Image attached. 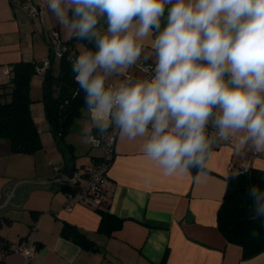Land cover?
I'll list each match as a JSON object with an SVG mask.
<instances>
[{
  "label": "clouds",
  "instance_id": "clouds-1",
  "mask_svg": "<svg viewBox=\"0 0 264 264\" xmlns=\"http://www.w3.org/2000/svg\"><path fill=\"white\" fill-rule=\"evenodd\" d=\"M46 2L69 39L91 45L69 58L92 125L84 143L137 142L165 176L203 172L218 144L264 152V0ZM138 62L146 75L125 76ZM248 197L264 225V189Z\"/></svg>",
  "mask_w": 264,
  "mask_h": 264
},
{
  "label": "crops",
  "instance_id": "crops-1",
  "mask_svg": "<svg viewBox=\"0 0 264 264\" xmlns=\"http://www.w3.org/2000/svg\"><path fill=\"white\" fill-rule=\"evenodd\" d=\"M38 3L44 6L41 22L29 19L11 0H0V82L9 79L14 62L33 61L38 67L47 55L53 56L47 42L50 30L59 31V23L48 10L46 0L30 1ZM79 43L82 49L86 47ZM150 54V49L144 53ZM126 72L142 76L137 66ZM121 79L123 76H112L109 83ZM30 96L31 115L42 148L33 154L14 153L8 140L0 139V201L15 180L60 176L65 181L63 186H69L62 171L65 165L73 167L72 161L63 154L49 130L43 102L35 103L32 97L31 82ZM71 144L75 165L78 155H84L82 164H78L82 166L101 155L99 148L88 143H84L82 151ZM241 161L264 169V152L251 155L249 149L240 151L231 143L218 144L213 147L203 172L192 169L165 176L154 161L143 155L137 142L117 136L108 171V210L121 219V225L104 231L99 228L98 209L81 203L73 204L71 210L65 209L70 189L63 186L53 187V182L21 183L10 203L0 209V260L3 259V264H264V250L244 258L242 247L228 242L217 226V209L230 165ZM187 213L191 218L188 219ZM64 224L80 231L93 248L63 236ZM18 240L36 244L35 256L30 261L17 253H5L4 246Z\"/></svg>",
  "mask_w": 264,
  "mask_h": 264
},
{
  "label": "trees",
  "instance_id": "trees-1",
  "mask_svg": "<svg viewBox=\"0 0 264 264\" xmlns=\"http://www.w3.org/2000/svg\"><path fill=\"white\" fill-rule=\"evenodd\" d=\"M77 40V39H72ZM86 47L85 41L77 40ZM72 41L65 43L71 48ZM60 59L59 70L53 72V56L50 66L44 71L42 78V97L44 114L49 130L54 135L64 155H68L74 166V147L65 141L76 120L81 117L84 104V93L79 90L71 70L70 60L66 56ZM37 73L33 61H18L11 64L10 77L0 82V139L9 142L10 151L14 153L33 154L42 148L40 134L31 115L30 82ZM87 110V109H86ZM233 173H243L236 179H230ZM258 186L264 189V169L249 166L246 170H231L226 177V188L217 209V226L228 242L242 247V256L251 257L264 250V225L252 219V202L248 197V189ZM65 190H71L68 185ZM98 209L100 213L99 228L104 231L116 229L121 219L108 210V201ZM257 235L253 236L252 233ZM61 233L72 237L73 241L87 248H93L91 242L75 227L64 224ZM3 264V259L0 260Z\"/></svg>",
  "mask_w": 264,
  "mask_h": 264
},
{
  "label": "built area",
  "instance_id": "built-area-1",
  "mask_svg": "<svg viewBox=\"0 0 264 264\" xmlns=\"http://www.w3.org/2000/svg\"><path fill=\"white\" fill-rule=\"evenodd\" d=\"M31 0H11L12 4L20 6L25 12L27 17L32 21L38 20L42 21L44 16V6L43 3L30 4ZM47 46L53 57L60 58L66 56L69 59L71 56L78 55L81 50L76 48H71L68 46L61 38L60 33L57 29H52L49 31V39ZM70 60V59H69ZM145 63L150 64L152 61H146ZM50 66V55H47L42 62V65L36 66L37 73L43 74L46 69ZM137 68L141 71L140 62L137 64ZM144 77L146 73L142 72ZM125 76H133L131 73L126 72ZM123 76V78H125ZM93 135L99 138V134L93 129ZM117 136L113 134L111 137L105 136L99 145L89 144L91 147L99 148L101 150V155L91 161L90 164L86 166L75 165L73 166V172L69 181L67 183L71 187V190L67 193V200L64 204V208L71 210L73 204L81 203L83 205L100 208L109 199L108 191V171L113 161L115 154V141ZM227 144V143H226ZM224 145V144H219ZM251 150V155H259ZM250 165L248 163L239 162L237 164H231L230 170H246ZM5 253H17L21 255L22 249H30L34 251V255L26 259L30 261L35 256V251L37 249L36 244L27 243L22 240L8 242L5 246ZM22 256V255H21ZM24 257V256H23ZM25 258V257H24Z\"/></svg>",
  "mask_w": 264,
  "mask_h": 264
},
{
  "label": "rangeland",
  "instance_id": "rangeland-1",
  "mask_svg": "<svg viewBox=\"0 0 264 264\" xmlns=\"http://www.w3.org/2000/svg\"><path fill=\"white\" fill-rule=\"evenodd\" d=\"M57 23H58V21H57ZM55 28H57V27H55ZM58 28H59V31L61 33V38L64 42L70 40V41H72L71 43L73 46H75V48L78 47L77 49L82 50V46L80 45V43L77 40L69 39L68 36L66 35L64 29L60 25ZM52 64H53V66H52L53 72L56 73L59 70L60 59L54 57ZM42 78H43V75L41 73H35L32 76V81H31L32 97H33L35 103H40L41 105H42V100H41V97H42V88H41ZM91 127L92 126H91V122H90V118H89V113L85 109V110H83L81 117L76 120V123L72 127L71 132L67 135L65 141L67 143L73 142L77 146V148H79L81 151L85 150L86 146L83 142V133H84L85 129H88ZM84 153H85V151H84ZM83 158H84L83 154L78 155L76 157L75 160H76L77 165L82 164Z\"/></svg>",
  "mask_w": 264,
  "mask_h": 264
},
{
  "label": "water",
  "instance_id": "water-1",
  "mask_svg": "<svg viewBox=\"0 0 264 264\" xmlns=\"http://www.w3.org/2000/svg\"><path fill=\"white\" fill-rule=\"evenodd\" d=\"M72 172H73V167L72 166H69V165H65L64 166L62 174L65 176V179L67 181H69L68 178L71 177ZM50 182H53V187L57 186L59 188L65 184V181L60 179V176L52 177V178H46V179H39V180H35L33 178H29L27 180L21 179V180H15V181L11 182L12 185L9 186V188L7 189V191L5 193L4 198L0 201V209L4 205H6V203H10L9 202L10 198L13 195V192H14L15 188L17 186H19V184L23 183V184H31V185H44V184H49ZM187 217H188V219L191 218L189 213H187Z\"/></svg>",
  "mask_w": 264,
  "mask_h": 264
}]
</instances>
